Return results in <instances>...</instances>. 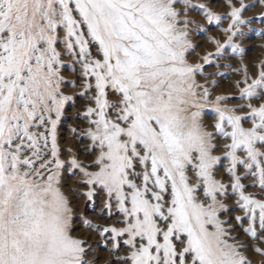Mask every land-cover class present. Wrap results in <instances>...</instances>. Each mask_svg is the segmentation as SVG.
I'll list each match as a JSON object with an SVG mask.
<instances>
[{
    "label": "snow or ice",
    "instance_id": "obj_1",
    "mask_svg": "<svg viewBox=\"0 0 264 264\" xmlns=\"http://www.w3.org/2000/svg\"><path fill=\"white\" fill-rule=\"evenodd\" d=\"M257 3L0 0V264H96L81 228L106 264H264V60L220 63L245 29L264 36ZM193 11L229 22L190 59ZM220 68L241 73L231 93ZM77 99L85 126L62 146Z\"/></svg>",
    "mask_w": 264,
    "mask_h": 264
},
{
    "label": "rangeland",
    "instance_id": "obj_2",
    "mask_svg": "<svg viewBox=\"0 0 264 264\" xmlns=\"http://www.w3.org/2000/svg\"><path fill=\"white\" fill-rule=\"evenodd\" d=\"M194 3H204L212 8V10L218 12V13H225L227 11L226 7L224 6V0H193ZM253 0H245V3H252ZM261 13H264V5L255 4L254 7H251L244 13L245 17H252L257 16ZM195 19H197L200 23L204 24L206 26V31L201 32H194L193 33V42L199 47L196 48L195 52L190 54V59H195L199 55L204 54L206 51H214L215 45L212 44L209 41V37L216 36L217 39H220L221 42L226 38L224 33L222 32V29L225 28L228 24V19H224L219 26H215V23H213L212 26H208L207 21L203 17V15L197 11H193L190 13ZM252 29H259L264 28V24L260 23H253L251 26ZM237 42L241 43V46L245 48V53L243 57L239 55H233L232 59L229 61H223L221 60L220 63H230L231 68L235 69L240 67L241 60H243V63L248 64L249 71L251 73H255L257 71L256 65L259 64L261 60H264V36H257L254 31H250L248 29H245V36L243 37H237ZM229 54H231V49L228 50ZM69 58L65 57V61H67ZM213 69H208V71H212ZM64 74L66 76L73 75V73H70L65 67L63 70ZM220 72L222 73H228L226 77L218 76L216 79L220 81V89H223L226 92H233L234 88L232 86V81L238 79L241 75V73L233 72L231 69L228 68H220ZM218 89V91L220 90ZM238 102V101H234ZM86 103V100L84 99H77L76 100V106L73 107L71 104L67 106L65 116L62 118V122L59 125V136H60V143L62 146L72 147L76 144V137L73 135V133L70 131L73 127H84L85 122L78 120L75 117V112L78 110H82V106ZM212 117H209L211 119ZM67 155V153L65 154ZM249 181H246L245 183H248ZM249 191L255 192L257 189H249ZM102 196L96 200V205L99 206L102 200ZM234 199V198H233ZM82 206V202H81ZM87 215L90 219H93L94 221H98L100 223H113L116 219H118V216H114L112 220H104L95 215V212L91 210V207L89 208ZM230 215H243L242 212L239 210L230 212ZM245 226H247V221H244ZM237 231H240L237 229ZM77 234H83L84 236H91L89 239V244H92L94 246V252L100 257L98 261H96V264H106V262L110 259L111 253L107 251L102 244L100 243V238L95 234L92 233L91 230L88 229H79ZM241 238L243 239L244 236L241 233ZM108 247H111L109 244ZM124 249L121 248V254H123ZM253 262L254 264H258V261L261 259L259 256H253Z\"/></svg>",
    "mask_w": 264,
    "mask_h": 264
}]
</instances>
